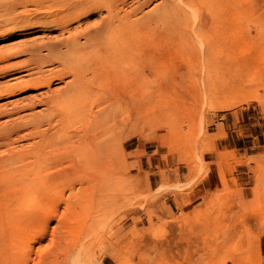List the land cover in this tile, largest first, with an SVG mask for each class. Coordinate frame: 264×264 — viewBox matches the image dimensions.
<instances>
[{"label":"bare ground","instance_id":"6f19581e","mask_svg":"<svg viewBox=\"0 0 264 264\" xmlns=\"http://www.w3.org/2000/svg\"><path fill=\"white\" fill-rule=\"evenodd\" d=\"M151 1L144 0L123 14L120 8L125 0H10L5 3L8 9L18 5L24 8L31 3L39 9L44 3L61 6L46 21H38V11L34 19L19 18L21 23L14 20L16 17L11 18L10 27L2 21L0 29L55 27L61 36L64 33L66 36L29 44L0 56L1 75L22 72L10 78L13 80L10 83L0 85V98L48 88L37 101L27 97V102L15 103L9 110L0 108V118L6 117L0 121V264H27L34 249L41 258L52 247H56L61 261L66 256H71L76 264L85 261L84 239L92 233L109 203L119 199L117 184L127 178L117 171L129 165L126 155L130 152L124 151L127 142L120 130L128 132L139 125L142 129L151 117H161L159 125L166 131L165 136L182 135L176 117L179 107H170L167 100L152 98L148 92V77L150 72H157L158 62L168 60L175 64L169 83L174 82L176 75L183 82L185 73L180 69L185 67L189 72L200 64L204 75L195 78L191 90L193 93L202 90L208 96L214 95L222 85L219 76L231 73L237 77L252 64L245 58H233L232 43L225 38L231 0H158L142 14L144 22L135 19L140 15L131 18L135 10L142 12ZM219 9L223 11L218 13ZM103 10L105 15H101ZM204 10L206 23L203 20L200 21L203 24L196 22L198 27L192 26L195 23L190 25L191 17ZM96 12L100 14L96 22L81 29L76 25L78 30L70 32L72 23ZM193 19L194 22L196 16ZM218 20L220 27L213 31L222 39V45L218 47L216 42L205 40L200 43L201 48L196 46L193 37H201L204 26L213 27ZM152 30L158 32L157 36L149 34ZM20 54L28 58L20 63L8 62L11 56ZM53 64L57 70L43 71L44 66ZM187 74L185 77L189 78ZM64 78L68 80L63 87L49 91L53 80ZM157 88L160 91L161 85ZM187 95L182 93L180 99ZM38 104L44 107L41 113L21 115ZM24 141L30 142L20 145ZM129 183L125 179L126 199L130 195ZM99 192L112 196L106 200L94 199ZM52 221L55 224L50 227ZM262 235L264 252V226ZM47 237V244L40 245ZM182 254L179 260L172 258L174 264L194 261V250ZM111 256L115 260L117 252L111 250Z\"/></svg>","mask_w":264,"mask_h":264},{"label":"rangeland","instance_id":"374dc122","mask_svg":"<svg viewBox=\"0 0 264 264\" xmlns=\"http://www.w3.org/2000/svg\"><path fill=\"white\" fill-rule=\"evenodd\" d=\"M7 1L10 0H0V22L5 21L8 27L13 23L9 22L13 21L11 18L16 17L14 20L17 22L24 17L34 19L38 11V21H46L50 15L60 11L58 8L61 6L58 3H44L42 9H39L40 7L31 3L24 8L18 5L8 9L5 5ZM142 2L144 0H125V4L121 5L123 8L120 6V13L129 12ZM156 2L158 0L151 1L143 7L142 12L135 10L131 18L140 15L135 19L140 23L144 22L142 14L149 11ZM229 2V24L225 38L232 43V57L241 60L245 58L252 64L242 75H236L237 77L231 73L219 76L222 85L216 89L214 95L208 96L202 90L197 89L196 94L191 90L194 88L191 84H195L196 79L204 75L200 64L192 68L194 74L185 67V70L180 69V72L185 73L183 82L180 75H176L173 77L174 82L169 83L167 80L175 64H170L168 60L158 62L156 70L159 74L150 72L148 92L152 98L167 100L170 107H179L176 117L181 126L179 134L182 135L173 138L165 136L166 131L159 125L161 117H151L152 120L142 129L139 125L128 132L120 130L127 142L124 151L130 152L126 155L129 165L118 168L117 171L127 178L117 184L119 199L109 203L107 211L99 217L92 233L84 239L87 243L83 252L86 258L79 264H97L99 260L100 264H174L172 258L179 260L182 253L185 255L191 250L195 251L194 261L187 264H264L261 242L264 226V146L256 148L251 155L243 158L226 150L218 152L213 162H204L202 157L205 151L210 150L214 140L225 135L223 123L229 121L231 114L234 118L240 113L264 116V0ZM222 11L219 9L218 13ZM204 13L205 10L200 15L194 13L196 20L193 22L195 18L192 15L190 25L195 23L192 26L198 27V23L206 16ZM90 14L72 23L70 32L96 22L100 15L99 12ZM101 15H105L104 10ZM203 22L206 23V20ZM76 25L80 27L77 29ZM206 25L200 32L202 36L199 34L201 37H193V43L201 48L206 40L216 42L220 47L222 39L215 33L217 27H220L219 20L212 24L213 27ZM153 31L149 34L157 36L158 32ZM64 34L62 35L65 37L66 33ZM63 36L55 27L0 29V56L8 55L13 50H21L29 44ZM200 39H203L202 42ZM27 58L24 54L15 55L8 62L20 63ZM30 65L32 64L28 66ZM55 65L44 66L43 71L57 70ZM10 72L0 74V85L10 83L13 81L10 78L22 75V72ZM186 74L189 78L185 77ZM67 80L68 78L53 80L49 91L63 87ZM158 85H161L160 91ZM47 92L48 88L45 87L0 98V108L9 110L15 103L27 102V97L37 101ZM184 92L190 98L187 95L180 99ZM193 94L196 99L192 98ZM43 108V105L38 104L31 110L21 112V115L41 113ZM5 119L6 117H1L0 121ZM28 142L30 141L21 142L20 145L26 146ZM236 163L244 166L240 184L232 181L230 175V170ZM210 167L216 172L217 180L210 188H200V181ZM149 169L155 173L151 174ZM125 179L130 182L129 199L124 197ZM107 194L99 192L94 199L106 200L112 196ZM54 224L52 221L50 227ZM47 242L48 237L39 244L44 246ZM80 244L81 242L74 250ZM111 250L117 252L115 260L111 256ZM34 251L35 249L27 264L75 263L71 256H66L61 261L62 257L56 247H52L45 256H40L42 259Z\"/></svg>","mask_w":264,"mask_h":264},{"label":"crops","instance_id":"0c3cea01","mask_svg":"<svg viewBox=\"0 0 264 264\" xmlns=\"http://www.w3.org/2000/svg\"><path fill=\"white\" fill-rule=\"evenodd\" d=\"M240 115L234 118L231 114L229 121L223 123L225 135L212 142L210 150L202 154L204 162H213L220 151H229L237 157L243 158L252 154V151L258 147L264 146V116ZM255 118H257L255 120ZM151 174L155 171H151ZM244 166L242 163H236L230 170L232 181L240 184L242 181ZM217 180L216 172L210 167L200 181V188H210Z\"/></svg>","mask_w":264,"mask_h":264}]
</instances>
